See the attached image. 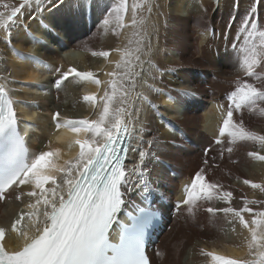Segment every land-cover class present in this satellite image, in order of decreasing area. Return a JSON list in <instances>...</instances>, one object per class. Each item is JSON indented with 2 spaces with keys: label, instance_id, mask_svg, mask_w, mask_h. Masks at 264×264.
I'll list each match as a JSON object with an SVG mask.
<instances>
[{
  "label": "bare ground",
  "instance_id": "bare-ground-1",
  "mask_svg": "<svg viewBox=\"0 0 264 264\" xmlns=\"http://www.w3.org/2000/svg\"><path fill=\"white\" fill-rule=\"evenodd\" d=\"M211 1L152 0V12L147 14L152 27L146 43H150L151 48L142 59L150 60L151 65L145 63L141 79L159 91L138 87L137 90L143 92L151 104H139V123L135 126L140 129L139 135H143L144 141L154 136L158 138L153 158L145 161L147 178L159 193L154 207L159 209L164 227L161 233H157L158 229L154 231L158 222L152 228L154 233L148 242L147 254L153 264H214L201 253V249L228 258H248L247 229L230 214L226 216L218 212L212 215L206 211L209 206H229L224 201L214 200L211 205L201 202L194 215L185 207L176 209V203L184 199L182 189L201 168L205 169L207 180L233 193L231 207H242L241 197L264 201V192L243 183L248 179L264 184V161L248 155L254 151L264 155V149L252 142H240L233 145L231 153L224 150L221 155L222 147L214 143L222 124V113L226 112L227 96L234 90L235 81L239 78L252 82L239 69V57L232 44L240 22L254 0H239L238 10L234 9V0H213L217 3L215 10ZM107 2L111 4L113 0ZM98 15L94 13L78 27H72L61 12L53 15L46 11L42 18L36 16L23 21L24 27L18 29L15 44L7 41L9 34L0 33V82L4 78L9 81L10 95L17 102L14 107L19 131L30 158L42 151L60 149V164L74 160L79 151L74 143L77 136L64 126V120L97 119L102 110L99 100L94 105L84 101L83 97L93 93L97 98L103 95L110 79L106 73L112 72L115 62L120 59L119 53L113 49L127 45L132 29L121 30L119 36L111 31L105 33ZM256 16L264 25V0L257 5ZM230 17H234L231 27ZM125 19L130 21V12ZM43 25H52L54 31L45 34ZM33 36L41 38V42L33 43ZM101 50L110 52L107 59L91 55V51ZM30 53L44 63L33 60L28 55ZM61 66L64 71L69 67L91 71L102 83L97 87L94 83L69 77L60 89H56L57 75L52 69ZM180 90L195 95L181 98L180 104L169 102V95L178 97ZM48 96L51 99H47ZM56 112L60 113L59 128L57 121H53ZM239 116L234 113V120ZM243 118L248 129L264 135V117L246 110ZM83 135L81 133V138ZM136 136L134 133L133 147L147 148L146 143L139 144ZM209 147L212 150L205 155V149ZM223 147H227V140ZM137 161L138 152L130 150L126 165L131 167ZM30 190V185L13 186L0 200V228L5 229L4 243L9 251L24 243L23 238L12 231V224L21 213L29 211L26 205L30 198L22 193ZM17 195L21 196L19 200ZM168 201L170 209L166 215ZM250 206L254 211L264 210V203ZM245 219L250 220L251 214L245 213ZM18 227L32 234L27 218ZM157 251L162 255L157 256Z\"/></svg>",
  "mask_w": 264,
  "mask_h": 264
},
{
  "label": "snow or ice",
  "instance_id": "snow-or-ice-1",
  "mask_svg": "<svg viewBox=\"0 0 264 264\" xmlns=\"http://www.w3.org/2000/svg\"><path fill=\"white\" fill-rule=\"evenodd\" d=\"M260 3L261 0H254L250 5L232 44L239 57V69L252 82L238 78L234 90L227 96L226 112L222 113V124L214 141L222 147L221 155L224 150L231 153L233 145L240 142H252L264 149V135L248 129L243 118L246 110L264 117V25L256 16ZM238 7L239 0H234V9ZM152 8V0H131V3L113 0L111 4L107 0H19L16 5L0 0V33L5 35L24 27L25 19L42 18L46 11L53 15L61 12L72 27H78L98 13L97 19L105 33L111 31L119 36L121 30L132 29L127 45L113 49L120 59L115 62V69L106 73L110 79L103 95L97 98L93 93L83 97L94 105L97 100L102 103L98 118L64 120V126L77 136L74 143L79 151L74 160L60 164V149L29 157L25 139L19 131L14 107L17 102L7 86L9 81L4 78L0 82V200L13 186H31L30 191L22 193L30 198L26 205L29 211L21 213L12 224V231L22 237L24 243L9 251L4 243L5 229L0 228V264H153L147 254L146 237L159 220V209L154 207L159 193L147 178L145 161L153 158L158 138L154 136L144 141L143 135H139L140 129L135 126L139 123V104H151L138 87L159 91L141 79L145 63L151 65V61L143 60L142 56L148 55L151 48L146 41L152 25L145 13L151 14ZM129 12L131 19L126 22ZM233 20L234 17H230L229 27ZM43 27L45 34L54 31L52 25ZM32 41L39 44L41 38L33 36ZM28 55L44 63L35 54ZM91 55L107 59L110 52L91 51ZM52 71L57 75L56 89H60L69 77L94 83L97 87L102 83L93 72L78 71L75 67L66 71L62 66L55 67ZM194 95L180 90L178 97L169 95V102L180 104L181 98ZM219 107L224 108V105ZM234 113L240 114L238 119L234 120ZM59 117V112L53 114L57 128L61 127ZM134 133L139 144L146 143L147 148L133 147ZM225 140L226 148L223 147ZM130 150L138 152V161L128 167L125 161ZM211 150V147L205 149V155ZM248 155L264 161V155L258 151ZM243 183L264 192V184L248 179ZM182 191L184 199L176 203L177 210L185 207L194 215L201 202L211 205L214 200H222L229 206H209L206 211L212 215L230 214L249 233L247 259L228 258L201 249L203 255L214 264H264V210L254 211L250 206L264 201L241 197L243 206L231 207L233 193L207 180L204 168L195 173ZM20 198L16 196L17 200ZM245 213L251 214L250 220L245 219ZM25 218L31 223L32 234L18 227ZM156 255L162 253L157 251Z\"/></svg>",
  "mask_w": 264,
  "mask_h": 264
},
{
  "label": "rangeland",
  "instance_id": "rangeland-1",
  "mask_svg": "<svg viewBox=\"0 0 264 264\" xmlns=\"http://www.w3.org/2000/svg\"><path fill=\"white\" fill-rule=\"evenodd\" d=\"M16 1H17V3H16ZM5 2H7V3H10V4H12V5H16V4H18L19 3V0H5ZM212 2V9L213 10H215L216 8H217V3H216V1H211ZM146 15H147V13H145ZM13 31H15V32H11L10 34H9V39H7V41H11L12 43H14L15 44V41H16V39H17V37H18V35H19V31H18V29H15V30H13ZM56 42V41H55ZM54 42V43H55ZM4 43V41H2V43L1 44H3ZM47 99H51V97H47ZM202 105H208V103H203ZM203 106V107H204ZM202 107V108H203ZM201 108V109H202ZM201 111V110H200ZM54 121V120H53ZM165 165H168L167 163H165ZM167 206V209H166V215H168V213H169V209H170V203H169V201H168V204L166 205ZM162 229H164V227L162 228Z\"/></svg>",
  "mask_w": 264,
  "mask_h": 264
}]
</instances>
